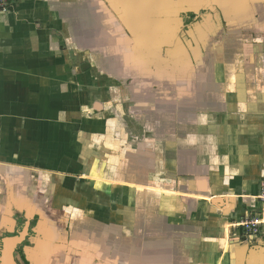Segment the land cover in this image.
<instances>
[{"label":"crops","instance_id":"1","mask_svg":"<svg viewBox=\"0 0 264 264\" xmlns=\"http://www.w3.org/2000/svg\"><path fill=\"white\" fill-rule=\"evenodd\" d=\"M12 1L0 249L26 229L25 264H264L238 227L264 212V0Z\"/></svg>","mask_w":264,"mask_h":264},{"label":"built area","instance_id":"2","mask_svg":"<svg viewBox=\"0 0 264 264\" xmlns=\"http://www.w3.org/2000/svg\"><path fill=\"white\" fill-rule=\"evenodd\" d=\"M13 7L12 0H0L1 15L10 13ZM259 199L264 204V180ZM238 227L247 242H257L264 230V212L247 216L238 224Z\"/></svg>","mask_w":264,"mask_h":264},{"label":"water","instance_id":"3","mask_svg":"<svg viewBox=\"0 0 264 264\" xmlns=\"http://www.w3.org/2000/svg\"><path fill=\"white\" fill-rule=\"evenodd\" d=\"M195 2V10H199L201 8H208L210 6H213L212 4H216L218 0H195ZM213 8L215 9H213L212 11L216 12L217 7ZM26 232V229H24V232H17V234L15 232L14 234H12V236H8L2 240L0 249V264H19L16 259V253L19 250L20 246L26 241Z\"/></svg>","mask_w":264,"mask_h":264},{"label":"flooded vegetation","instance_id":"4","mask_svg":"<svg viewBox=\"0 0 264 264\" xmlns=\"http://www.w3.org/2000/svg\"><path fill=\"white\" fill-rule=\"evenodd\" d=\"M27 242H28V239L20 246L19 250L16 253V259L19 262V264H25V262L23 260L24 257H22L20 254H21V250H22L23 245H25Z\"/></svg>","mask_w":264,"mask_h":264}]
</instances>
